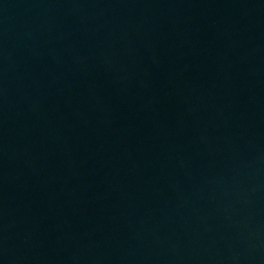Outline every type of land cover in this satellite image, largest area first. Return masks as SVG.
Returning <instances> with one entry per match:
<instances>
[{"label": "water", "instance_id": "obj_1", "mask_svg": "<svg viewBox=\"0 0 264 264\" xmlns=\"http://www.w3.org/2000/svg\"><path fill=\"white\" fill-rule=\"evenodd\" d=\"M0 264H264V0H0Z\"/></svg>", "mask_w": 264, "mask_h": 264}]
</instances>
